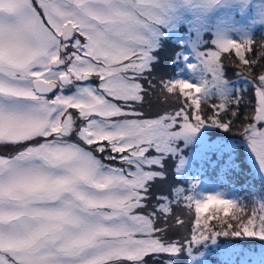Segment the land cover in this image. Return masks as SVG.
I'll use <instances>...</instances> for the list:
<instances>
[{"label": "snow or ice", "instance_id": "snow-or-ice-1", "mask_svg": "<svg viewBox=\"0 0 264 264\" xmlns=\"http://www.w3.org/2000/svg\"><path fill=\"white\" fill-rule=\"evenodd\" d=\"M253 15L264 21V0H0V147L11 149L0 151V264H145L182 251L187 264H208L220 236L264 240V189L251 193L258 207L247 215L223 194L232 191L226 178L214 194L195 196L197 182L175 190L176 202L195 208L183 244L158 235L157 213L172 212L168 197L142 211L165 175L155 166L185 163L181 139L191 144L206 125L234 126L223 117H237L230 105L240 90L225 77L222 54L234 52L246 72L257 66L246 57L256 43L246 23ZM181 25L189 26L183 35ZM170 35L182 49L175 59L197 82L161 80L181 106L145 118L134 107L144 100L141 80ZM259 48L264 60V42ZM251 82L258 103L243 135L264 180V69ZM212 99L220 103L209 114L202 104ZM208 147L225 155L235 146ZM210 209L224 216H206ZM219 255L222 264H264V249L225 244Z\"/></svg>", "mask_w": 264, "mask_h": 264}, {"label": "rangeland", "instance_id": "rangeland-1", "mask_svg": "<svg viewBox=\"0 0 264 264\" xmlns=\"http://www.w3.org/2000/svg\"><path fill=\"white\" fill-rule=\"evenodd\" d=\"M241 16L244 13H240ZM247 26L250 33L254 34V48L257 51H260L259 45L261 42H264V21L259 20L255 15L250 17L247 21ZM260 28L258 33L254 32L255 28ZM257 28V29H258ZM189 31L188 25H181L179 32L181 35ZM211 35H205L204 39L211 40ZM174 39L175 42V52L174 58L173 55L170 56L172 52V48L174 45L171 43V40ZM161 48L154 53L158 57V59L153 63L150 71L144 73V79L141 80V83L144 86V100L134 105L135 110L142 112L145 118L155 117L163 112L178 109L181 106L180 98L174 97L171 94H168L164 91L160 86L161 80H167L169 78L174 77V70L170 68L172 65V61H174V65L176 66V74L182 76L186 79H191L192 82H197V75L191 69L188 68L186 61L176 60V54L178 51H181V47L179 43L176 41L175 36H169L162 40ZM205 48H213V45L210 43L205 46ZM187 51H191V49H186ZM247 54V53H246ZM192 61H195V57H192ZM264 61V60H263ZM222 63L224 65L225 77L229 80L239 81L237 85L243 87V91L241 94L246 93L245 95H240L241 103L244 104V112L235 120L232 119L231 116L224 115L225 120L232 119L234 120V126H230L231 130L227 131L225 129L219 127H212L206 125L204 128L200 130V132L195 134V139L191 144H187L181 139L179 141V147L181 148V153L178 154L182 156L185 163L183 166L179 168L177 171V166L179 165V159L171 158L167 159L164 163L163 168L161 169L159 166H155L153 170H161L165 173L163 178H157L150 185V190L148 193V200L145 201L146 208L142 211L147 213L154 211L156 206L164 202L163 200H159L158 197H168L172 201V212L170 215L165 216L163 213H157V223L156 227L164 228L165 231L162 233H158L161 235L166 241H175L183 244L188 238H190L191 230L194 227V219H195V208H186L185 201L180 200L179 202L175 201V190L177 188H185L192 184L193 182H197L199 180V173L201 171H209L213 172L210 169V162L225 160L226 163H231L235 165L236 170L239 174H242L246 169L255 172L257 178L255 179L256 184L260 185L262 189H264V180L260 178L257 174L258 165L255 162V157L252 154L250 147L244 138L243 135V126L247 123H251L252 117L255 114V107L258 103V97L255 94V84L251 81L260 73L262 69H264V65L254 73H249L244 71L243 66L241 65L238 57L235 56L234 52L228 54H222ZM227 65L231 68V72H227ZM233 83V82H232ZM220 101L217 99H212L210 102H206L202 104V107L206 112L210 114V105L211 104H219ZM230 109L232 110V105H230ZM260 125H258L259 127ZM217 140H224L231 144H233L234 151L230 154L221 155L218 151L213 150L208 147L213 142ZM186 145V146H185ZM10 148L0 147V151H9ZM154 155L155 153H150ZM229 155L231 156V160H229ZM225 176V175H224ZM259 178V180H258ZM224 186L215 187L211 182L206 180L202 187L196 188L194 191V195L197 197H201L204 194H214L216 192H221ZM244 191V190H243ZM247 191H244V194ZM187 193H182L181 195H186ZM224 195L231 198H239V204L246 208V214L250 215L251 211L254 207H258V205H254L249 198L244 200L237 191H228L224 192ZM216 215V216H224L222 211L217 212L215 209H210L209 213L205 215ZM177 218L183 219V224H177ZM226 219L228 217H225ZM211 224H216L217 220L213 219L210 221ZM219 230V229H217ZM225 236H220L217 238L216 245L209 244L207 249L208 251L217 250L225 245L224 243ZM229 239H234L237 241H242L245 239H258L254 237H232L228 236ZM229 244H234L231 242ZM241 248V246H238ZM203 250V249H202ZM251 251H254L253 249ZM260 250H255L254 252H259ZM208 256V255H207ZM176 259L180 261V264H187V256L183 251L178 255H170V254H155L145 257V264H168L169 260Z\"/></svg>", "mask_w": 264, "mask_h": 264}, {"label": "trees", "instance_id": "trees-1", "mask_svg": "<svg viewBox=\"0 0 264 264\" xmlns=\"http://www.w3.org/2000/svg\"><path fill=\"white\" fill-rule=\"evenodd\" d=\"M259 29H257V31L255 33H258ZM172 53V52H171ZM171 55V54H170ZM246 57L248 58H256L258 63L257 66L254 67L251 71V73L257 72L263 65H264V61L261 60L259 58V51H257V49L254 48L253 46V50L251 52H248L246 54ZM227 72H231V68L227 65ZM254 71V72H253ZM226 72V71H225ZM231 81V80H230ZM233 85L235 88L239 89V94L245 95L246 93H242L243 91V87H240L239 85H237V82L232 80ZM232 111H236L237 112V117H232V119H237L243 112H244V104L243 103H239V105H236L235 103L232 104ZM227 116V115H225ZM231 163H226L225 160H220L219 163L218 161H211L210 163V169L213 170V176L214 179L217 181V183H220L221 185H223V180L226 178L227 182L229 184L232 185V189H234V191H237L239 193V195L244 199L247 200L249 198V200L252 202L251 200V193L252 192H259L260 190H262V187H260V185L256 184L255 179L257 178V176L255 175L254 171L251 170H247V166H245V170L242 174H239L238 171L234 167H232ZM225 166H229V170L226 173H222V169H224ZM226 175V176H224ZM259 180V178H258ZM247 191L244 194V191ZM240 201V200H239ZM238 201V202H239ZM235 243V242H234ZM236 247L241 246L240 249L244 250V251H251L252 249L255 250H262L264 249V244H263V240L260 239H245L242 240V242H240L238 245L237 243H235ZM252 251V252H254ZM220 249L217 248V250H213L211 253H213V257L220 262L221 261V257L219 255ZM209 256V255H208ZM174 262V264H179L180 261L173 259L172 260ZM167 264V261H166Z\"/></svg>", "mask_w": 264, "mask_h": 264}]
</instances>
